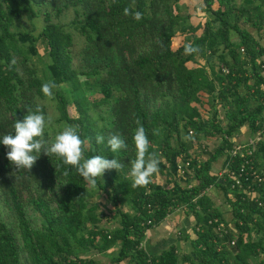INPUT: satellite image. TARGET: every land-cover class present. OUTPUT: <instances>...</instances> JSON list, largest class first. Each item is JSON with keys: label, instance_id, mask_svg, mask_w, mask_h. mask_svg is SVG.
<instances>
[{"label": "trees", "instance_id": "obj_1", "mask_svg": "<svg viewBox=\"0 0 264 264\" xmlns=\"http://www.w3.org/2000/svg\"><path fill=\"white\" fill-rule=\"evenodd\" d=\"M192 2L0 0V139L14 134V123L29 109L44 112L41 87L54 81L66 125H78L87 141L85 158L101 155L124 165L119 172L106 170L92 188L56 155L41 153L31 171L17 170L0 143V264H264V139L252 145L244 170H255L262 180L242 176L250 177L246 185L252 183L257 196L233 186L229 176L246 159L232 148L264 129V44L247 26L264 28V0H203L207 16L198 24L191 21ZM125 7L141 12L142 19L125 15ZM70 10L72 18L60 20ZM39 16L44 23L38 32L22 27L24 19ZM68 26L83 37L79 50ZM178 32L185 36L176 44ZM188 42L201 51L186 55ZM39 44L49 56L45 79L34 60ZM199 55L216 59L210 72L205 65H188ZM137 121L166 176L160 181L157 172L147 186L133 188L128 173L136 158ZM243 126L250 133L239 138ZM97 134L104 144H97ZM113 134L125 140L126 149L110 150ZM216 135L222 143L210 150L204 141ZM196 142L207 157L194 152ZM222 155L221 168L214 170ZM212 188L231 205L234 226L216 205ZM95 192L112 203L114 227L109 213L91 202ZM181 206L194 217L193 236L184 235L190 249L181 252L172 241L151 252L142 244L146 231ZM112 245L118 246L105 250ZM92 248L110 259L89 255Z\"/></svg>", "mask_w": 264, "mask_h": 264}, {"label": "clouds", "instance_id": "obj_2", "mask_svg": "<svg viewBox=\"0 0 264 264\" xmlns=\"http://www.w3.org/2000/svg\"><path fill=\"white\" fill-rule=\"evenodd\" d=\"M125 15H132L139 21L142 13L132 12L130 7L124 8ZM201 48L194 46L191 42L184 45L186 55L199 53ZM15 63V60H13ZM56 88L54 81H47L42 84L41 91L45 97L53 96V89ZM51 124V119H46L42 109L38 106L35 111L29 109L23 119H17L14 123V134L8 133L0 139L7 151V159L17 170L26 169L31 171L41 153L51 157L56 155L62 159L64 165H69L90 186H95L96 179L103 177L106 170L115 169L118 172L124 165L115 159H108L101 155L85 158L87 141L81 139L78 125H65L63 130L58 132L54 139L45 138V129ZM132 137L136 150V158L131 161V168L128 175L132 179V187H145L151 182V178L159 171L160 159L157 153L150 152V140L144 126L137 121ZM97 144H104L105 137L101 134L96 136ZM107 145L113 153L126 149L125 140L116 134L107 139ZM65 175L68 174L66 171Z\"/></svg>", "mask_w": 264, "mask_h": 264}, {"label": "rangeland", "instance_id": "obj_3", "mask_svg": "<svg viewBox=\"0 0 264 264\" xmlns=\"http://www.w3.org/2000/svg\"><path fill=\"white\" fill-rule=\"evenodd\" d=\"M205 4L203 1L198 0L196 1L195 5V12L192 14L194 15L195 19H198L206 10ZM205 10V11H204ZM204 14V15H205ZM203 15V16H204ZM73 16V11L70 10L68 11L65 15H63L60 20L68 22ZM207 16V15H205ZM55 20H58V18H54ZM205 19V18H204ZM202 19V20H204ZM201 22V21H200ZM44 20L42 16H39L34 19V22L28 19H24L22 21V27L24 28H29V29H34L35 32H38L41 29V26L43 25ZM249 29L256 35L257 38L264 44V28L258 31L256 27H254L251 24H247ZM68 28L73 32L74 37H75V48L79 50L81 45L83 44V37L80 33L77 32V30L71 26H68ZM181 36L182 33L178 32L177 36L175 38V43L177 44L178 42H181ZM40 45V56L35 55L34 60L36 62V66L38 68V74L41 77H48L47 74V63L49 61V56L46 52L45 47L42 44ZM264 59V55L262 56ZM56 89V88H54ZM87 94L94 95V93L91 90L87 91ZM55 92L53 91V96L51 98L45 97L40 99V104L44 106V115L46 119L50 118L51 119V124L46 127L47 130V135L49 139H54L55 135L62 131L64 126L67 124L65 121V115L62 110L61 104L59 103L57 97L55 96ZM69 113L70 115L74 116L77 114L76 112V107L73 102L70 103L69 105ZM203 113L205 115H210L207 110L203 109ZM219 117L224 118L225 117V112L223 109H221L219 113ZM250 133V129L248 126H243L240 128V133H239V138H244L245 136H248ZM204 142L208 143V146L211 149L215 148L216 146H219L222 143V137L220 135L214 136V138L210 140H206ZM194 152L197 154H201L205 157L208 156L207 151H203V144L201 142H196L194 144L193 148ZM209 150V149H208ZM225 155L220 156L217 161L213 164V169L214 170H219L223 164ZM165 174H162L161 171H158L157 175L155 176L156 179L163 181L165 180ZM93 188V186H91ZM100 191V190H98ZM97 192V191H96ZM93 193V195L90 196L91 202H97L100 205L101 209H105L106 212H108V223L111 226L117 225V221L113 217L111 219L110 216L113 215V205L111 202L108 201L107 196L105 194H98V193ZM210 194L213 196L216 205H218L222 211H224V214L229 221V224L234 226V221H233V213L231 209V205L229 202L224 198L222 192L219 191L218 188H212L210 190ZM127 208V206H126ZM185 207L181 206L180 208L176 209L168 218H166L164 221L156 225L154 230H147L146 234L143 238V243L144 246L148 247V249L151 252H158L162 248H165L166 246H169L171 241H176L180 245V251L182 252L183 250H189L191 247L190 241L184 237L185 233H191L193 236V226H194V217L190 214L187 215L185 212ZM111 219V221H110ZM148 232V233H147ZM147 237H149V242L150 244H146ZM118 245H112V247L109 248V246H105L106 251H111L113 248H117ZM89 255H92L96 259L100 261H108L110 258L108 255L105 253H102L98 251L95 248H92L90 252L88 253ZM121 264H125V262H121ZM184 264H190V263H184Z\"/></svg>", "mask_w": 264, "mask_h": 264}, {"label": "built area", "instance_id": "obj_4", "mask_svg": "<svg viewBox=\"0 0 264 264\" xmlns=\"http://www.w3.org/2000/svg\"><path fill=\"white\" fill-rule=\"evenodd\" d=\"M223 70L224 71H228V68H226L225 66H223ZM264 139V129H259L256 133H254L253 135H250L247 138L246 143L245 142H238L233 148H232V154H237L238 152H242V156L245 157V162H243L241 168L239 171L236 170H231L229 172V176L230 178L234 179V183L233 186H239L241 188L244 187V192H247L250 196H257V189L252 186V183L249 184L247 183L246 185V181L250 179V177H245V180L242 179L243 174L245 175V167L246 164L249 163L251 161L250 158H248L247 156L250 154H253L254 152V146L257 144L258 141H261ZM186 166H189V161H187L185 163ZM180 171L181 173L184 172L183 170V166L180 164ZM223 170L221 171L222 174ZM247 174H250V176H256V178H258L259 180H262V177L260 176L259 173H257L255 170H253L252 172H249ZM246 174V175H247ZM224 178V177H223ZM262 203V202H261ZM223 226V223H222ZM232 244L234 243V240H232L231 242Z\"/></svg>", "mask_w": 264, "mask_h": 264}, {"label": "crops", "instance_id": "obj_5", "mask_svg": "<svg viewBox=\"0 0 264 264\" xmlns=\"http://www.w3.org/2000/svg\"><path fill=\"white\" fill-rule=\"evenodd\" d=\"M189 1H193L192 3H190L193 7H190V10H192L193 8V12H195L196 10H195V5H196V1H198V0H188V2ZM201 1H203V0H201ZM205 11V10H204ZM207 13V12H206ZM205 12L202 14V16H200L198 19H195L194 18V15L192 14V16H191V21L194 23V24H198L200 21H202V19L205 17V15H207V14H205ZM204 15V16H203ZM184 34L182 33V36H181V40L182 39H184ZM179 43V42H178ZM216 62V59L215 60H212V61H210V62H208L207 61V58L206 57H204V56H202V55H199V56H197V58H196V60L195 59H193V60H189L188 61V65L190 66V67H199V66H202V65H205L206 67V70H207V72H210L211 70H210V68H211V64L213 63V62ZM205 99H207V97H205ZM204 110H206L205 108H203ZM155 227V226H154ZM154 227H152V228H150V229H148V230H154L155 228ZM148 233V232H147ZM172 242V241H171ZM146 244L148 245V244H150V242H149V237H147V240H146ZM149 247V246H148ZM147 246H146V248H148Z\"/></svg>", "mask_w": 264, "mask_h": 264}]
</instances>
